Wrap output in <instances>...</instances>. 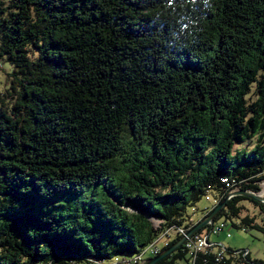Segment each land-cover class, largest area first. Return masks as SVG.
Here are the masks:
<instances>
[{
  "label": "trees",
  "instance_id": "trees-1",
  "mask_svg": "<svg viewBox=\"0 0 264 264\" xmlns=\"http://www.w3.org/2000/svg\"><path fill=\"white\" fill-rule=\"evenodd\" d=\"M211 4L0 0V264H125L262 190L264 0ZM219 219L264 234V202ZM186 245L157 264H264Z\"/></svg>",
  "mask_w": 264,
  "mask_h": 264
},
{
  "label": "rangeland",
  "instance_id": "rangeland-1",
  "mask_svg": "<svg viewBox=\"0 0 264 264\" xmlns=\"http://www.w3.org/2000/svg\"><path fill=\"white\" fill-rule=\"evenodd\" d=\"M6 75L3 72H0V88H2L3 81H5ZM264 181L261 183L262 190H264ZM96 190L99 193L102 192V184L95 186ZM260 191V193L262 192ZM217 203V196L214 192L206 194L200 202L197 204V212L194 213V217L199 219L203 216L204 210L212 208ZM246 206L250 208L251 211L254 210V206L250 203L249 200L243 201ZM45 207L48 205L45 203ZM49 207V206H48ZM223 220L219 219L216 224L222 223ZM98 230V228H95ZM230 233V235L228 234ZM210 238L212 241L219 242L221 245H224L226 248L233 249L234 251H241L245 249L249 251L253 259H262L264 261V234L263 232L257 229L249 228H235L231 224H228L224 231L219 233H211ZM122 258H133L132 255L126 254ZM147 258H151L147 254ZM111 262V261H110Z\"/></svg>",
  "mask_w": 264,
  "mask_h": 264
},
{
  "label": "built area",
  "instance_id": "built-area-1",
  "mask_svg": "<svg viewBox=\"0 0 264 264\" xmlns=\"http://www.w3.org/2000/svg\"><path fill=\"white\" fill-rule=\"evenodd\" d=\"M224 181H226L228 183V185H231L229 183L228 180L224 179ZM232 186H234L233 189L230 190L229 193L233 192L236 190L235 186L236 184L233 183ZM230 186V187H232ZM232 196H230L231 198ZM218 203V201H217ZM216 203V204H217ZM226 224L225 222L219 223V224H215V226L213 227L212 231H210L209 233V237L207 238V234L202 233V234H195L194 236H190L187 238L186 240V246L188 247V249L190 250L192 255H197L199 252L201 251H208V250H214L217 252L218 256L220 258H223L224 255V245H221L220 243H217L215 241H212L210 238L211 233H219L225 230L226 228ZM187 233V229L186 228H173V229H169L167 231H165L164 234L161 235V237H159L154 244L152 245H148V249L147 251H145V255H141V257L139 259H136L135 261L133 260H126L125 264H143L146 261L147 258V254L150 255L151 257L156 256L161 249L164 246L169 245L170 240L173 238L174 235H186ZM230 235V233H228ZM219 244V245H218ZM248 251H246L247 253Z\"/></svg>",
  "mask_w": 264,
  "mask_h": 264
},
{
  "label": "water",
  "instance_id": "water-1",
  "mask_svg": "<svg viewBox=\"0 0 264 264\" xmlns=\"http://www.w3.org/2000/svg\"><path fill=\"white\" fill-rule=\"evenodd\" d=\"M239 194H244L249 196L251 199L257 200L259 202H264V195L261 194L260 192L254 193L251 191H243V190H238V191H233L228 194L226 199L221 203H218L216 207L211 211V213L208 216H205L201 218L193 228H191L189 231H187L186 235H183L178 242H175L173 245H171L169 248L165 249L164 251H160L156 256L147 259L143 264H157V262L160 259H164L170 254H172L176 249H178L181 245H184L186 242L187 238L190 236H193L197 231H199L201 228H203L205 225L209 224H214V219L219 213L220 210H222L227 203L228 199L230 196L234 195H239ZM207 238L209 237V234L206 235Z\"/></svg>",
  "mask_w": 264,
  "mask_h": 264
},
{
  "label": "clouds",
  "instance_id": "clouds-1",
  "mask_svg": "<svg viewBox=\"0 0 264 264\" xmlns=\"http://www.w3.org/2000/svg\"><path fill=\"white\" fill-rule=\"evenodd\" d=\"M189 5L195 6L198 2L203 3L205 6L212 7L211 0H187ZM168 7L175 6V0H168ZM183 27V26H182Z\"/></svg>",
  "mask_w": 264,
  "mask_h": 264
},
{
  "label": "bare ground",
  "instance_id": "bare-ground-1",
  "mask_svg": "<svg viewBox=\"0 0 264 264\" xmlns=\"http://www.w3.org/2000/svg\"><path fill=\"white\" fill-rule=\"evenodd\" d=\"M263 185H264V183H263ZM261 194L264 195V190H262ZM151 245H152V244H151ZM147 249H148V248H147ZM147 249H146V251H147ZM142 255H145V253H143ZM140 257H141V255H140V256H137L136 258L133 259V261H135L136 259H139Z\"/></svg>",
  "mask_w": 264,
  "mask_h": 264
}]
</instances>
